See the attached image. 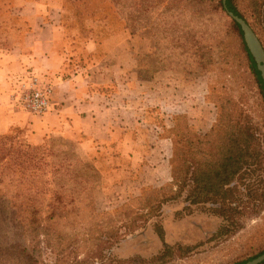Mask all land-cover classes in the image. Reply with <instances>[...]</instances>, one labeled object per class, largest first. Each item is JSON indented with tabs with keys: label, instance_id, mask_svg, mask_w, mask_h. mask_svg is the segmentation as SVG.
Listing matches in <instances>:
<instances>
[{
	"label": "rangeland",
	"instance_id": "1",
	"mask_svg": "<svg viewBox=\"0 0 264 264\" xmlns=\"http://www.w3.org/2000/svg\"><path fill=\"white\" fill-rule=\"evenodd\" d=\"M62 3L67 10L64 27L80 32L87 45L90 39L104 52L109 35H121L115 43L121 46L120 50L126 44L130 47L131 73L137 77L134 84L129 82L131 89L125 83L122 87L134 94H148L149 101L145 103L150 114H144L148 125L140 127L142 136L150 143L157 142L160 130L157 132L155 127L160 122L168 128L167 136L172 129L176 143L173 146L168 138L166 142L161 140L166 163L155 173L164 181L158 182L154 189L164 191L159 193L161 199L152 198V210H144L142 195L123 197L126 186H106L102 172L81 157L74 141L54 136L34 146L23 138L20 128L1 134L0 149L8 150L10 159L5 160L6 164L0 163V177L4 176L0 183V264H30L20 250L24 237L20 238L17 230L22 228L11 220L12 206L23 210L28 205L33 210L44 208V216L51 207H64L72 212L71 226L81 233L75 255L53 252L41 243L38 264H241L262 252L264 100L240 48V39L229 29L230 18L208 6L201 10L196 0H62ZM236 3L264 47L263 24L252 18L247 0ZM4 13L6 10L0 5V15ZM220 40L226 50L209 47L212 63L197 61L194 55L199 45H213ZM157 94L165 97L172 111L160 110L157 116L153 110L157 106L151 99ZM222 110L230 119L248 122L254 137L250 148L258 157L246 166L247 172L240 175L238 183H233L234 194H226V199L234 197L236 202L230 203V199L216 205L203 202L186 210V190L173 196L178 192V186L171 183L173 153L176 151L185 158L189 137L185 138L184 130L190 127L204 136L216 125ZM18 151H27L33 157L30 165L25 164L26 168L15 164L19 161ZM151 156L157 157V151ZM25 178L34 180L33 189L39 192H13L15 181ZM80 179L92 182V196L85 185L80 187ZM11 180L15 182L13 185L9 184ZM44 181L48 182L43 184ZM151 192L144 190L142 194ZM161 200L167 201L158 207ZM91 226H96L97 231L83 237L82 232L87 233ZM160 231L162 238L158 235ZM164 244L171 253L158 260L165 252Z\"/></svg>",
	"mask_w": 264,
	"mask_h": 264
},
{
	"label": "crops",
	"instance_id": "2",
	"mask_svg": "<svg viewBox=\"0 0 264 264\" xmlns=\"http://www.w3.org/2000/svg\"><path fill=\"white\" fill-rule=\"evenodd\" d=\"M0 5L6 10L0 15V135L20 128L34 146L54 136L70 139L81 157L102 172L106 186H126L122 195L163 182L155 171L166 163L160 149L166 140L157 134L159 140L150 143L142 136L140 127L148 125L144 114H150L148 94L122 87L131 89L129 82L137 77L131 73L130 47L120 50L115 43L121 35L111 33L100 52L76 29L64 27L62 0H0ZM29 71L53 86L43 115L15 107L12 85ZM151 99L157 116L160 110L172 111L165 97ZM155 150L157 157H152Z\"/></svg>",
	"mask_w": 264,
	"mask_h": 264
},
{
	"label": "trees",
	"instance_id": "3",
	"mask_svg": "<svg viewBox=\"0 0 264 264\" xmlns=\"http://www.w3.org/2000/svg\"><path fill=\"white\" fill-rule=\"evenodd\" d=\"M196 2L201 6V10H203L205 6H208L211 10L219 11L226 16H228L227 12L229 11L244 19L249 25L248 20L237 9L236 0H225L224 3L223 0H196ZM247 7L251 12L252 18L259 20L264 26V0H247ZM228 26L230 31L235 33L240 39V48L246 58L248 68L260 88L264 100V83L260 72L256 68L254 59L246 47L241 28L231 18ZM196 42L200 44V41ZM222 42L223 41L220 40L213 45H199L198 50L194 55L195 58L198 59L197 61H200V63H212L213 60H211L210 57L209 47L226 50V47H224ZM197 43H195L194 46H198ZM159 128L160 131L158 134L161 137L171 140V143L174 146L176 139L172 134V129L170 130L171 135L167 136L166 129L168 128H164L163 124H159ZM176 130L178 131L177 128ZM249 130L248 122L247 124H242L238 118L230 119L229 114L224 112V110H222V113L219 115L217 123L213 129L208 131L204 136H200L190 127L188 128V131L184 130L185 138L187 139V136L189 137L188 140H186L187 149L185 152L187 155L183 158L182 154H177L176 151L173 153L175 156L172 161L171 183L172 185L178 186V192L173 195L174 197L179 196V194H182V192L186 190V196L184 198V201L187 204L185 207L186 210H188L190 206L203 202H209L216 205L221 204L224 201L227 202L228 199H230V203L234 200V197L226 199V194H229L230 192L234 194L232 190L235 185L233 183H238L240 175L247 172L248 167L246 166H250L251 162L258 157V155H255V153H252L251 151L250 145L254 137ZM29 147L27 146L28 149H32ZM178 147L180 146L178 145ZM7 151L8 150L6 149H0V163L6 164L5 160L10 159ZM17 156L19 161L15 162L13 160L12 163L15 162V164H18L21 167L26 168L27 165H30L31 162H33V157L27 151H18ZM9 166L10 165H8V167ZM24 170H22V172H25ZM3 178L4 176L0 177V183H3ZM15 182L16 185L14 187L16 189H14L13 192L24 191L28 192V194L39 192L38 189H33L34 180L25 178ZM15 182L11 180L9 184L13 185ZM47 182L48 181H44L43 184ZM79 183L80 187L85 185V190L87 189L89 195L92 196V182L80 179ZM156 184L157 183L139 185L135 193L123 195V197L130 198L142 195V208L144 210H147L148 208L152 210V198L159 197L161 199L162 196H160L159 193L164 191L162 188L154 189ZM150 187H153V189H149ZM61 188L62 186L59 187V189ZM144 190H149V192L151 190L152 192L143 195L142 193ZM59 191L61 192L62 190ZM148 196H150L151 200H149ZM261 198V201H263L264 194L263 196L261 195ZM166 201L167 200H161L158 207ZM219 201L221 202L219 203ZM234 201L236 202L237 199L235 198ZM12 208L13 212L11 214V220L12 222H17L18 226L22 228L18 229L17 232L19 231L18 234L20 238L24 237L23 243L20 244V250L24 255L25 261H30V264H38V256L41 253V243L46 247H49L53 252L75 255V248H78L79 242L81 241V238H78V235L81 233L71 226L72 212L65 210L64 207H51L50 210H45L47 215L44 216V208L41 210H33V207L29 205L23 210L16 209L15 206H12ZM72 211L76 210L73 209ZM93 216L97 217L98 215L95 214ZM102 226L103 225H101V227ZM95 227L96 226H91V228L87 230V233L82 232L83 237H86V235L88 236L90 231L94 234L97 231ZM158 235L162 238V231H160ZM164 247L165 252L159 256L158 260H162L164 256L171 253L167 244H164ZM263 253L264 250L249 257L247 260L242 261L241 264L246 263ZM259 264H264V261Z\"/></svg>",
	"mask_w": 264,
	"mask_h": 264
},
{
	"label": "built area",
	"instance_id": "4",
	"mask_svg": "<svg viewBox=\"0 0 264 264\" xmlns=\"http://www.w3.org/2000/svg\"><path fill=\"white\" fill-rule=\"evenodd\" d=\"M52 94L53 86L42 76L29 71L16 81L13 99L24 112L43 115L49 109Z\"/></svg>",
	"mask_w": 264,
	"mask_h": 264
},
{
	"label": "water",
	"instance_id": "5",
	"mask_svg": "<svg viewBox=\"0 0 264 264\" xmlns=\"http://www.w3.org/2000/svg\"><path fill=\"white\" fill-rule=\"evenodd\" d=\"M224 2L225 0H223V3ZM227 15L240 26L246 47L254 59L256 68L260 72L262 81L264 83V49L261 42L244 19L234 15L229 11L227 12ZM262 261H264V253L243 264H259Z\"/></svg>",
	"mask_w": 264,
	"mask_h": 264
}]
</instances>
